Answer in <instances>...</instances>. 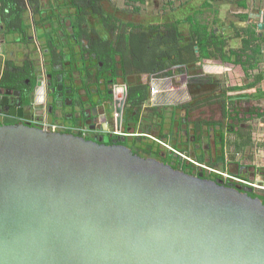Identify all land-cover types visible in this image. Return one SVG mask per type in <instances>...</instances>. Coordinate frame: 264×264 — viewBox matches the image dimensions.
<instances>
[{"label":"water","instance_id":"obj_1","mask_svg":"<svg viewBox=\"0 0 264 264\" xmlns=\"http://www.w3.org/2000/svg\"><path fill=\"white\" fill-rule=\"evenodd\" d=\"M202 177L0 127V264H264L263 202Z\"/></svg>","mask_w":264,"mask_h":264},{"label":"flooded vegetation","instance_id":"obj_2","mask_svg":"<svg viewBox=\"0 0 264 264\" xmlns=\"http://www.w3.org/2000/svg\"><path fill=\"white\" fill-rule=\"evenodd\" d=\"M59 3L64 6L62 2ZM69 3L71 0L67 1V5ZM41 6L43 3L39 1L30 11V20L28 16L25 17L26 24L32 27L27 43L21 41L20 36L15 40L17 36L7 34L12 20L7 18L5 21L3 18L0 35L3 40L0 127H21L35 133L71 135L97 146L125 148L133 155L156 160L190 176L199 177L202 174L203 179L221 181L226 187L251 188L253 191L247 193L248 196L263 202L264 189L260 186L239 184L200 167L204 165L218 171L222 168L224 170L220 172L230 177L249 181V168L234 164L232 156L227 157V146L224 144L221 147V168L210 165L215 161L211 158L210 150L212 136L217 137L216 129L225 133L234 129L232 125H219L212 117L217 109H220L221 117H231L232 112L228 113L227 106L223 104H228V100L223 102V97L228 93L223 80L210 74V77L190 75L183 72L184 64L171 63L169 67L165 65L160 68L161 64L158 63L155 68H151L150 64L143 61H133L123 65L117 56L115 59L111 56L103 63L100 59L109 54L110 47L116 50V43L112 42L117 41L113 40L112 33L105 35L106 30L112 28L106 27L103 17H95L98 20L95 22L102 23L104 27L102 32L96 33L86 24L89 18L84 22L83 18H74L72 11H63L62 15H58V11L45 8V13L41 14L37 11ZM261 12L264 15V10ZM248 19L256 25L248 23L242 27L235 24L230 29V21L225 19L226 25L214 29L213 34L219 36L226 29H237L240 36L238 33L237 36L233 35L234 40L249 48L241 60H245L250 69L253 64L264 63V31L257 28V23L264 22V18H260L259 14L257 17L249 14ZM10 28L18 32L23 30L21 25L19 28ZM70 30L76 31L75 43L65 47L66 59L61 63L52 53L54 49L57 50L58 41L66 38ZM76 36H82L86 45H80ZM58 44L66 45L64 42ZM257 47L260 49L256 52ZM40 55L43 56L42 62L37 61ZM211 77L213 79L210 80ZM219 86L224 89L220 93L217 90ZM252 98L245 103L248 111L252 108L251 104L256 102ZM206 110L208 112L205 114H211L210 119L195 121L193 131H197V136L192 137L190 115L196 111L203 118ZM252 116L258 117L256 113ZM7 121L11 123L6 125ZM242 126L251 127L246 124ZM198 139L203 146H199ZM157 141L171 144L172 151L164 152L157 148ZM187 145L193 148L189 156L180 150L182 148L191 152ZM215 145L217 154L216 141ZM191 156L198 160L203 157V160H191ZM182 160L188 163H181ZM232 167L236 172H233ZM240 192L244 193L242 190Z\"/></svg>","mask_w":264,"mask_h":264},{"label":"crops","instance_id":"obj_3","mask_svg":"<svg viewBox=\"0 0 264 264\" xmlns=\"http://www.w3.org/2000/svg\"><path fill=\"white\" fill-rule=\"evenodd\" d=\"M249 1L250 0H235L236 4H238L239 7L236 8V10H234L232 12L233 19L228 18L230 21V24L228 26H231L230 29L234 28L235 24L243 27V25L251 23L248 19L249 14L250 15L252 14L253 16H256V17L259 14L260 18H264L263 12H261L263 10H261L259 8H252L249 4ZM109 3H110V0L103 3V9H104L103 11H105L104 13L93 15L91 18L88 17L90 20H87L86 24L90 25V27L93 28L96 31V33L102 32L103 28H104L102 23L100 24L99 22H97V23L95 22V21H98L97 19H95V17H97V16H101V17H103V19H105V16H107V14L108 15L112 14L115 18H117L119 20V22H123L122 19H120L119 14L116 11L115 12H109V9H107V6ZM50 7H51V2H48V7L45 9L50 11ZM72 10H73V8H70L69 11H72ZM258 10H260V11L258 12ZM30 11H31V9L30 10L28 9V12L25 15V17L26 16L29 17V20L31 18ZM69 11H67V12H69ZM89 11L90 10H88L87 13ZM17 13H18V11H12V10H9V8L5 9L3 12H2V10H0V35H2L1 30H2V25H3V18L5 21L7 18H10L12 20V21H10L11 23L9 24L10 27L19 28V26L21 25L20 20L15 18ZM73 13H74V11H73ZM179 20H181V19H177L175 21H179ZM175 21H171L170 23L175 22ZM191 21H196L198 24H201L202 27L208 28V32H212L216 28H220L222 26H225L222 22H220V26H215V25L211 26L212 22L206 23V21L203 22L199 19L182 20V23L180 25H178V30L181 32V35L183 36V40H186V39L187 40L181 42V48H183L187 44V41H189L188 39L190 38L191 28H192ZM167 23H169V22H167ZM152 24H154V23H152ZM251 24L256 25L255 23H251ZM27 25H30V24H27ZM125 26L126 25L122 24V26L120 27V30L115 31V32H114L113 28L110 31L106 30V32H105L106 36H108L109 33H112V36L114 37L113 40H117V41L113 42V43H116V50L113 51L112 49H114V48L111 47L109 49L110 50L109 54L105 55V57H102L100 59L101 62L104 63L111 56L113 59H115V56L119 57V59L121 58L120 59L121 62H119V63L123 64V65H125L126 63H129V62L132 63L134 61V59L130 55L131 50H132V46H131V42H130V35L132 32V29L128 28L126 31ZM10 27H8L9 30L6 31L7 34H13V35L17 36L15 38V40L18 39L22 32L15 31ZM186 27H187V29L185 30ZM198 27H201V26L198 25ZM123 29H125V31H123ZM199 30L202 31L201 28ZM29 31H30V33L32 32V27L29 29ZM237 33H238V36H240V33H239V31H237V29H235V31H233V30L231 31L229 29H226L225 31L220 33L221 35L214 36V39L211 40L213 44L218 45V47L223 50V51L221 50V52H223L222 54H219L218 51H216L217 49L211 44L208 47L209 53H206V56L209 58H201L198 62L194 63L193 65H184L183 66V72L189 73L190 75H194V74L209 75L210 74L213 76L216 75L217 79L222 80L221 76L223 75V73L225 74V70H227V71H229L231 76L234 74V72H235V74L237 73V76H238V77L237 76H235V77L238 78L239 83L229 84L230 82L228 80H223V83L225 84L224 89L226 88V91H228L227 96L223 97V102H225V100H228V104L227 103H223V104H224V106H227L228 113H230V112L233 113L232 114L233 118H231V121L233 123L234 129L230 133H225V131H220V130L216 129L217 130V137L212 136V139H213L212 146L215 145V141H216L218 151L216 154L215 150L214 151H213V149L210 150V151H212L211 158L213 157V159H215V161L213 160L214 162L210 165H212L213 167H216V168H221L220 164L223 160V158H222L223 154L221 152L222 144H224L226 146L228 144H232L234 149L239 147V150L242 147L244 148V146H246V145H248V147L253 145L251 134L248 133L245 136L244 135V129L242 127H240V125H242V124L245 125L244 124L245 118L244 117L240 118L237 116L240 112H241L240 114H242V112L245 113L244 110H247V109L249 110V108L246 107L247 104L245 105L247 100L249 101V99L252 97H253L252 99L255 98L256 102L251 104V105L253 108H256V110H258V119L264 120V66L262 68L261 65H258V64L254 65L253 64V66L250 67L248 74L243 73L244 68H247V63L245 60L243 61L244 64L240 63L242 58L239 59V57H243L244 55L246 56L249 48L243 47L242 43L240 45L239 41L236 42V40H234L233 35L236 34V36H237ZM200 34H202V33H200ZM33 35H34V33H33ZM75 35H76V31L73 32V30H70V32H68V35L66 36V38L58 41V43L64 42V43H66V45H64V44L60 45L57 43V45H56L57 50L54 49V51L52 53V55L56 58V60H58L59 62L62 63L63 60L66 59V56H64L65 47L70 43L71 44L75 43ZM231 36H232V38H231ZM1 38H2V36H0V46L2 47L1 42L3 40ZM81 38H83V37L82 36H76V40L79 41L80 45H83V46L86 45V44H84V39H81ZM202 38L203 39H200L197 37L196 42H198L200 40V41H202V44H204L206 42L207 38H204V37H202ZM148 49L149 48L141 49L142 53L146 57L145 60H140L141 58H139L135 61H140V62L143 61L145 63L151 64L152 61L151 60L148 61V56H149L148 53H145V52H147ZM195 49H196V57L200 58V55H199L200 52L198 51V49H199L198 45H196ZM259 49L260 48L257 47L255 51L257 52V51H259ZM164 50H166L165 47L162 46L160 43L159 47H157L156 49H152V52H151V54L153 55V58H154V56H157V57H160V59L159 58L155 59V60L153 58L152 59L154 60L153 61L154 63H158V61H164L166 63V65L169 67L170 65H168L167 62H170L172 60H171V58L164 55ZM0 53H2V54H0V60H2L3 51H1ZM42 54H43V52L41 53V55ZM119 54H122V55H119ZM209 54H210V56H208ZM41 55L37 59L38 62L43 61V59H42L43 56H41ZM238 60H240V62L236 63ZM204 63L209 64L210 67H212V72L209 73L205 68H204L205 71L202 72L200 67H205ZM250 65H252V64H250ZM213 68H215V69H213ZM255 68H257V69H255ZM253 70H254L255 74L254 73L251 74ZM239 71L241 72V74L238 73ZM249 75H253V77H249ZM247 77H248V81H246ZM259 77L261 78V80ZM211 79H213V78L211 77L210 80ZM209 83H211V82H209ZM227 88H228V90H227ZM224 89H222V86H219L217 88L218 91L224 90ZM211 90L214 91V89H211ZM235 109L237 111H235ZM247 113L249 114V116L251 118L252 113H250L249 111ZM236 119H237V121H236ZM218 124L221 125L220 123H218ZM243 127L246 128L245 126H243ZM240 132H241V134H240ZM193 133H194V137H196L197 131H193ZM228 134H229V137H228ZM221 139L222 140L224 139L222 143H221ZM199 140L200 139H198V142H199ZM199 146H203V144L199 142ZM216 155H218V156H216ZM239 155L240 154L237 152V158H236L235 154L231 153V156L234 159V164L241 166L240 164H238L239 163L238 159L240 157ZM224 160H225V158H224ZM242 166H243V164H242Z\"/></svg>","mask_w":264,"mask_h":264},{"label":"rangeland","instance_id":"obj_4","mask_svg":"<svg viewBox=\"0 0 264 264\" xmlns=\"http://www.w3.org/2000/svg\"><path fill=\"white\" fill-rule=\"evenodd\" d=\"M43 3V7H48V2H53L54 6L51 10L59 11L60 8H63V6L59 3H57L55 0H40ZM249 4L252 8H259L264 10V0H250ZM210 5V6H209ZM238 4H236L235 0H144V1H134L131 3H127L126 0H110V3L107 6V9H109V12H117L120 16V19L127 21L129 23H132L134 25L138 24H144L147 26L148 24H158V23H167L171 21H175L177 19L181 20H189V19H199L203 22L206 21V23L212 22V25L220 26V22H222L224 25H226L225 19L232 18L233 14L232 12L238 8ZM134 8H139L138 13L134 11ZM201 9V10H200ZM117 14V15H118ZM187 27L185 28V30ZM2 51V47L0 46V52ZM2 54V53H0ZM205 64V67H200L202 72L205 71V69L210 73L212 72V67H210L209 64ZM264 63L261 65L263 68ZM205 68V69H204ZM215 69V68H213ZM257 69V68H255ZM206 71V72H207ZM249 68H244L243 73L248 74ZM238 73L241 74L239 71ZM254 71L251 73L253 74ZM255 74V73H254ZM237 73L231 76L229 71L225 70V74L221 76L222 80H228L231 83H239ZM208 77V76H207ZM206 77V79H208ZM210 77V75H209ZM249 77H253V75H249ZM244 81V80H243ZM248 81V77L247 80ZM218 91V93H220ZM245 113L242 112V114H238V117H244V124L251 125V127L244 128L242 125L241 127L244 129V135L246 136L248 133L252 136V142L253 145L249 146L246 145L244 148L242 147L239 150V147L234 149L232 144L227 145V157L231 156V153L235 154L237 158V152L240 154L238 157V161L241 166H247L249 167V176L247 180L248 182L252 184H256L257 186H260L259 188L264 189V120L258 119V117H251L247 113V110H244ZM206 110L204 112L205 117L201 118L200 114H197L196 111H194L190 115V120L192 121L190 126L191 136L194 137L193 133V126L194 122H200L206 121L210 119V112ZM247 113V114H246ZM231 113V117H232ZM213 118L216 119L217 123L222 124L223 127L232 125L233 123L231 121V117L229 119H225V117H221L220 109H217L215 113L212 115ZM229 137V134H228ZM230 140V139H229ZM154 142V141H152ZM157 145H155L157 148L161 149L164 152L170 151L172 148L171 144H166V142L162 143V141H157ZM193 142H191L192 144ZM211 143H213V140H211ZM154 144V143H153ZM189 145V144H188ZM187 149L191 152H187L186 149L180 148L181 151H184L186 155H190V153H193V148L188 147ZM193 146V144H192ZM205 148H208L205 146ZM213 151L216 149V145L212 146ZM172 151V150H171ZM212 153V151H210ZM184 158V157H182ZM191 160L195 159L197 161L202 162L203 157H200L201 159L198 160L197 157H189ZM185 159V158H184ZM223 162H221L220 165H222ZM233 172L234 168L232 167ZM224 170V169H219ZM231 174L230 172H228Z\"/></svg>","mask_w":264,"mask_h":264},{"label":"trees","instance_id":"obj_5","mask_svg":"<svg viewBox=\"0 0 264 264\" xmlns=\"http://www.w3.org/2000/svg\"><path fill=\"white\" fill-rule=\"evenodd\" d=\"M55 1L56 2L58 1L57 3L62 2V4L64 5L63 8H60V10L58 11L59 12L58 15H62L63 11H69L70 8H73L72 10V13L74 11L73 17L83 18L82 20L84 21L88 17L91 18L93 15L104 13L105 11H103L104 10L103 3L109 0H71V3L68 5H67L68 0H55ZM126 1L127 3H131L137 0H126ZM140 1H144V0H140ZM38 4H39V0H28V2H25V0H0V10H2V12L8 8L9 10H12V11H18L15 18L20 20L21 27H23L22 32H24V33H21L20 40L21 41L24 40V42L26 43L29 40L28 39V37L30 36L29 29L31 28V25L26 24L25 15L28 12V9L29 10L34 9L36 5ZM53 6H54V3L51 2V7L53 8ZM88 10L90 11L87 13ZM37 11H39L41 14L45 13L43 6H41V8H38ZM134 11L138 13L139 8H134ZM122 21L124 23L119 22V20L115 18L112 14H109V15L107 14V16H105L106 27L113 28L114 32L120 30V27L122 26V24L126 25L125 26L126 31L128 28L132 29V32L130 35V42H131L132 50H131L130 55L134 59V63L137 62L135 60L139 58H141L140 60H145L146 57L142 53L141 49L149 48L147 52L145 53H148L149 55L148 61L149 60L152 61V63L150 64V67L155 68L157 64L160 63L161 65L159 67L164 68L166 63L164 61H158V63H154L153 61L158 58L160 59V57L154 56L153 58V55L151 54L152 49H156L157 47H159L160 43L166 49L164 50V55L171 58L172 60L170 62H167L168 65H171V63L172 64L193 65L194 63L198 62L201 58H209L206 56V53H209L208 47L211 44L217 49L216 51H218L219 54L223 53L221 52L222 49L219 48L218 45L213 44L211 41L212 39H214V34H213L214 31L208 32V28L202 27V25L198 24L196 21H191V25H192L191 35H190V38L188 39L189 41H187V44L183 48H181V42L186 41L187 39L183 40V36L181 35V32L178 30V25L182 23V20L175 21L172 23L170 22L169 23H158V24L156 23V24H151L147 26H145L144 24L134 25L124 20ZM198 25L201 27H198ZM198 28L199 29L201 28L202 31H200ZM123 31H125V29H123ZM197 37L200 39H203L202 37L207 38L206 42L204 44H202V41L200 40L196 42ZM196 45H198L199 47L198 51L200 52L199 54L200 58L196 57V49H195ZM208 56H210V54ZM241 58L242 57H239V59ZM239 62L240 60H238L236 63H239ZM240 63H243V61L241 60ZM136 66H138L139 68L138 64H136ZM2 73H3V64H2V60H0V88H2L3 86ZM235 111L237 110L235 109ZM249 112L252 114L256 113L258 115V110H256V108L252 107ZM182 162L188 163L186 162V160H182L181 163Z\"/></svg>","mask_w":264,"mask_h":264},{"label":"built area","instance_id":"obj_6","mask_svg":"<svg viewBox=\"0 0 264 264\" xmlns=\"http://www.w3.org/2000/svg\"><path fill=\"white\" fill-rule=\"evenodd\" d=\"M201 169H203L204 171H207L211 174H215V175H218L224 179H229V180H232V181H235L239 184H243V185H246V186H254L252 183L246 181V180H242L240 178H236V177H230L228 176L227 174H225L224 172H220L218 170H215L214 168H210L208 166H204V165H200Z\"/></svg>","mask_w":264,"mask_h":264}]
</instances>
